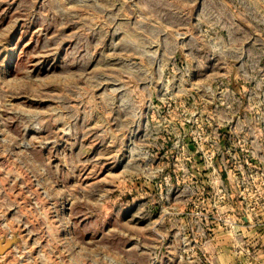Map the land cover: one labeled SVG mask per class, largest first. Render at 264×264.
Instances as JSON below:
<instances>
[{
	"label": "rangeland",
	"instance_id": "obj_1",
	"mask_svg": "<svg viewBox=\"0 0 264 264\" xmlns=\"http://www.w3.org/2000/svg\"><path fill=\"white\" fill-rule=\"evenodd\" d=\"M0 264H264V0H0Z\"/></svg>",
	"mask_w": 264,
	"mask_h": 264
},
{
	"label": "bare ground",
	"instance_id": "obj_2",
	"mask_svg": "<svg viewBox=\"0 0 264 264\" xmlns=\"http://www.w3.org/2000/svg\"><path fill=\"white\" fill-rule=\"evenodd\" d=\"M3 243V242H2ZM3 254V253H2Z\"/></svg>",
	"mask_w": 264,
	"mask_h": 264
}]
</instances>
